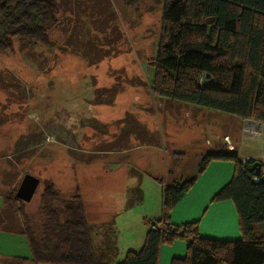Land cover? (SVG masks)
Returning <instances> with one entry per match:
<instances>
[{
	"label": "rangeland",
	"instance_id": "obj_1",
	"mask_svg": "<svg viewBox=\"0 0 264 264\" xmlns=\"http://www.w3.org/2000/svg\"><path fill=\"white\" fill-rule=\"evenodd\" d=\"M58 1L59 22L48 32L51 47L14 41L13 51H0V178L5 189L16 180L6 193L5 207L13 210L16 204L22 223L38 232L44 220L39 193L48 180L42 174L58 176L64 170L70 177L66 160L97 169L105 177V171L118 166L114 161L106 163L123 157L121 165L131 172L122 191L126 200L120 206L127 216L140 203L149 206L158 200V186L152 178L160 177L167 185L170 167L177 162L172 152L186 153L185 180L196 174L201 159L195 156L197 150L210 151L204 145L210 131L195 133L200 141L195 151L187 142L170 138L168 121L178 117L175 125H185L191 119L184 116L191 104L151 94L153 69L148 60L157 49L162 0ZM106 89L113 90L111 95ZM219 115L226 117L227 130L235 123L249 128L255 123L223 112ZM132 117L145 121L146 134L133 125ZM249 135L254 142L245 141L243 146L264 153V124ZM127 145L138 147L119 153ZM141 156L148 173L135 162ZM261 158L264 154L253 161ZM26 173L38 177L39 185L28 203L18 202L13 196ZM138 189L143 190V201L137 197ZM114 198L117 204L118 197ZM113 230L109 239L117 226ZM114 243L123 244L117 239ZM116 259L120 258H111L109 263H119Z\"/></svg>",
	"mask_w": 264,
	"mask_h": 264
},
{
	"label": "trees",
	"instance_id": "obj_2",
	"mask_svg": "<svg viewBox=\"0 0 264 264\" xmlns=\"http://www.w3.org/2000/svg\"><path fill=\"white\" fill-rule=\"evenodd\" d=\"M162 2L157 49L148 60L153 69L151 94L264 123V0ZM59 12L58 0H0V51H13L14 41L51 47L48 32L58 24ZM203 76L206 84L201 83ZM130 121L142 134L148 132L133 117ZM213 159L234 164L231 180L213 200H232L241 239L203 238L197 221L172 224L169 213L195 177L169 185L157 180L161 215L149 222L141 249L128 251L117 264H158L159 247L177 239L186 241V254L173 258L170 264H264V233L255 236L264 225V182L254 175L253 160L240 162L232 151L205 154L197 172ZM13 200L22 202L15 196ZM40 202L44 217L41 231L24 224L32 230L33 261L102 264L92 252L79 189L63 195L47 180Z\"/></svg>",
	"mask_w": 264,
	"mask_h": 264
},
{
	"label": "crops",
	"instance_id": "obj_3",
	"mask_svg": "<svg viewBox=\"0 0 264 264\" xmlns=\"http://www.w3.org/2000/svg\"><path fill=\"white\" fill-rule=\"evenodd\" d=\"M171 102L174 103V101ZM184 116L191 119L187 123L183 122L185 125L180 127L175 125L179 122L178 117L173 121H168L170 138L176 142H187L194 151L195 146L200 145V141L197 139L199 136H196L195 133L203 129L211 132L209 136L205 135L204 137L205 147L210 148V151H206L205 154L232 151L237 154L240 162L258 159L264 154L253 150L249 146H243L245 141H248L249 144L254 142V139L249 138L252 137L249 134L255 127L264 123L255 121L252 128L235 123L232 130H227L224 127L226 125V117H220L218 111L204 109L195 105H192ZM241 119L238 120L240 121ZM140 121L141 124L146 125L144 120ZM175 127L177 130H174ZM137 147V145H130L127 150L119 151V153L127 154ZM199 151L198 149L195 156L202 158L205 155L203 154L205 151L198 153ZM185 156V152H172L171 158L177 160V162L172 165V168L170 167L171 175H169L167 185L184 180V171L188 164V161H184ZM122 158L120 156L114 157L113 160L111 159L106 163L108 165L114 161L115 163L113 164H118V166L112 172V169L105 171V177L97 169L81 168L69 161L67 162V160L66 163L68 164L65 163L64 166L70 173V177L64 174V170L58 171V176L53 174L45 177L42 174L44 179H48L54 184L60 194L70 195L76 187L79 189L84 204L92 252L95 260L102 264H110L109 260L111 258L115 259L116 256L120 259H116L115 262H120L128 251L138 252L143 245L149 222L158 219L161 215V186L157 182L160 177H153L154 183L158 186L155 190L158 194V200H155L153 205L149 206H143L140 203L136 211L123 216L126 214L122 212V207L120 208V206L121 203H125L126 195L122 191L123 188L125 189L127 175L130 176L131 172L124 169L121 165L120 159ZM227 161L230 160L213 159L201 173L196 171V174L192 176L195 177V181L169 213V221L172 224L181 225L197 221L198 233L203 238L222 241L241 239L238 215L232 200L228 198L213 200L216 193L233 176L234 164L231 161V164H227ZM135 162L138 167L143 168L147 172L143 156ZM261 170L264 169L261 168ZM86 171L90 174L86 175ZM161 180L164 181L163 179ZM15 182L16 180L13 181L9 189L7 187V190L0 178V264H7L5 262H13V264H51L33 261V251L29 241V232L32 230L26 228L22 223V217L16 208V204L12 207L13 210L5 207L8 200L6 193L11 191ZM138 190L140 191L137 197H139L140 201H143V190ZM40 194L41 192L39 193V200ZM115 196L118 197L117 204H115ZM126 204L128 205L129 203ZM114 224L117 226L116 234H113V239H109L108 235L114 232ZM105 229H107L106 234H104ZM262 233H264V225L258 228L255 236L258 238ZM116 239L117 242L122 240V246L114 243ZM185 254L186 241L184 239H177L171 243L162 244L159 247L158 264H170L173 258L180 259Z\"/></svg>",
	"mask_w": 264,
	"mask_h": 264
},
{
	"label": "water",
	"instance_id": "obj_4",
	"mask_svg": "<svg viewBox=\"0 0 264 264\" xmlns=\"http://www.w3.org/2000/svg\"><path fill=\"white\" fill-rule=\"evenodd\" d=\"M202 84H206L207 80L205 76L201 79ZM251 169L254 171V175L259 177L261 182H264V172L261 171V164L259 161L254 160L251 163ZM39 185V178L33 174L26 173L23 175L14 196L22 202H29L33 197L37 186Z\"/></svg>",
	"mask_w": 264,
	"mask_h": 264
},
{
	"label": "built area",
	"instance_id": "obj_5",
	"mask_svg": "<svg viewBox=\"0 0 264 264\" xmlns=\"http://www.w3.org/2000/svg\"><path fill=\"white\" fill-rule=\"evenodd\" d=\"M261 164V168L264 169V158H261V161H259ZM254 180H257V178H254Z\"/></svg>",
	"mask_w": 264,
	"mask_h": 264
},
{
	"label": "clouds",
	"instance_id": "obj_6",
	"mask_svg": "<svg viewBox=\"0 0 264 264\" xmlns=\"http://www.w3.org/2000/svg\"><path fill=\"white\" fill-rule=\"evenodd\" d=\"M262 172H264V170H261Z\"/></svg>",
	"mask_w": 264,
	"mask_h": 264
}]
</instances>
